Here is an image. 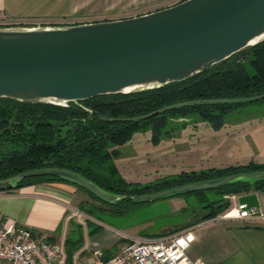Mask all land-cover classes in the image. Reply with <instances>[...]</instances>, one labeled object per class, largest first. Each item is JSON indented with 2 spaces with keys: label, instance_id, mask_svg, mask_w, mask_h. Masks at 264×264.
Instances as JSON below:
<instances>
[{
  "label": "water",
  "instance_id": "1",
  "mask_svg": "<svg viewBox=\"0 0 264 264\" xmlns=\"http://www.w3.org/2000/svg\"><path fill=\"white\" fill-rule=\"evenodd\" d=\"M264 42V0H183L127 19L64 26L0 27V99L65 108L101 96L135 95L182 83ZM264 100V94L177 103L147 115L102 122H141L168 111ZM96 114L90 111L88 120ZM53 177L114 206L147 204L227 185L264 182V170L178 185L143 195L106 191L63 168L25 171L0 180V192L24 180ZM260 210L255 192L237 197Z\"/></svg>",
  "mask_w": 264,
  "mask_h": 264
},
{
  "label": "trees",
  "instance_id": "2",
  "mask_svg": "<svg viewBox=\"0 0 264 264\" xmlns=\"http://www.w3.org/2000/svg\"><path fill=\"white\" fill-rule=\"evenodd\" d=\"M262 94L264 42L246 48L182 83L170 84L141 94L101 96L79 104H69L65 108L0 99V180L25 171L55 167L74 171L111 193L143 195L192 182L262 171L264 164L250 162L222 169L212 168L200 173L182 172L177 177L152 186L126 183L119 177L116 178L117 169L113 161L120 154L119 147L124 145L137 129L147 124H158L160 126L157 127L160 128L167 118H182L193 113L210 118L212 112L225 113L232 105L183 107L138 123L102 122L99 119L135 118L177 103L244 98ZM90 111H95L96 114L88 120ZM159 133L160 130L156 132L157 135ZM43 181L60 180L53 177L24 179L16 189ZM79 189L91 200L109 206L85 190ZM252 191L264 192V182L251 186L237 183L181 197L195 198L201 204L202 210H208L205 215L192 222L193 226L225 214L230 206L226 196ZM84 203L81 202L77 208L81 212L89 213L84 208ZM126 204H131V201L124 200L116 205L124 210ZM87 226L94 225L91 223ZM81 227L72 223L71 232L64 242V264H72L74 254L83 246ZM98 230L100 226L95 225L89 233L94 234ZM109 257L104 256V260Z\"/></svg>",
  "mask_w": 264,
  "mask_h": 264
},
{
  "label": "rangeland",
  "instance_id": "3",
  "mask_svg": "<svg viewBox=\"0 0 264 264\" xmlns=\"http://www.w3.org/2000/svg\"><path fill=\"white\" fill-rule=\"evenodd\" d=\"M181 1L44 0V6L51 9L63 5L59 13L62 17L40 22L62 25L127 19ZM0 21L7 27L10 25L4 18ZM157 125L147 124L137 129L119 147L120 154L113 161L116 178L126 183L152 186L182 172L200 173L249 162L264 163V100L233 104L225 113L212 112L210 118L193 113L182 118H167L160 128ZM84 202L89 213L76 207L72 216L73 221L82 226L86 250L83 246L81 256H73L72 264L84 260L93 264L95 250L103 256H111L126 245L125 242L178 233L208 212L200 208L195 198L181 196L147 204H126L124 210L90 198ZM91 223L94 226H87ZM95 225L100 226V230L90 234L89 230Z\"/></svg>",
  "mask_w": 264,
  "mask_h": 264
},
{
  "label": "crops",
  "instance_id": "4",
  "mask_svg": "<svg viewBox=\"0 0 264 264\" xmlns=\"http://www.w3.org/2000/svg\"><path fill=\"white\" fill-rule=\"evenodd\" d=\"M62 10L63 5L52 9L44 6V0H0V14L10 22V27L82 24L40 22L57 19ZM255 193L261 217L254 220L223 219L219 215L179 231L187 236L189 259H199L206 264H264V192ZM86 198L87 195L78 187L63 181H43L3 191L0 192V225L27 229L64 250V242L71 232L72 223H75L72 212ZM228 202L235 207L234 201L228 199ZM234 207L229 206L227 212ZM83 250L74 256H81Z\"/></svg>",
  "mask_w": 264,
  "mask_h": 264
},
{
  "label": "built area",
  "instance_id": "5",
  "mask_svg": "<svg viewBox=\"0 0 264 264\" xmlns=\"http://www.w3.org/2000/svg\"><path fill=\"white\" fill-rule=\"evenodd\" d=\"M3 15L0 14V19ZM0 27H5L0 21ZM239 195L226 196L235 207L221 216L223 219H257L262 214L244 210L237 203ZM189 242L184 232L150 239H136L126 243L109 258H103L99 250L92 252L93 264H206L187 256ZM61 246L49 243L40 235L22 228H4L0 225V264H64ZM76 264H90L84 260Z\"/></svg>",
  "mask_w": 264,
  "mask_h": 264
}]
</instances>
